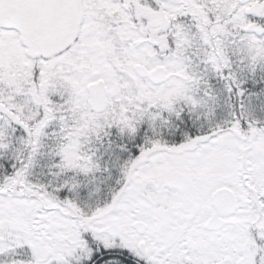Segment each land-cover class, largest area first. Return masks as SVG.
Masks as SVG:
<instances>
[{
	"label": "snow or ice",
	"instance_id": "obj_1",
	"mask_svg": "<svg viewBox=\"0 0 264 264\" xmlns=\"http://www.w3.org/2000/svg\"><path fill=\"white\" fill-rule=\"evenodd\" d=\"M0 264H264V0H0Z\"/></svg>",
	"mask_w": 264,
	"mask_h": 264
}]
</instances>
